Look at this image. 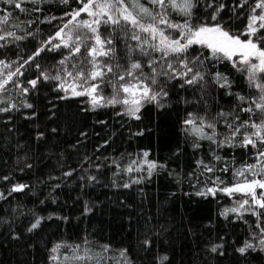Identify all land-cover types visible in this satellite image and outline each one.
Returning <instances> with one entry per match:
<instances>
[{
  "label": "trees",
  "instance_id": "1",
  "mask_svg": "<svg viewBox=\"0 0 264 264\" xmlns=\"http://www.w3.org/2000/svg\"><path fill=\"white\" fill-rule=\"evenodd\" d=\"M142 2L147 3V0ZM224 3L231 6L234 0H224ZM23 6L39 7L42 11L25 15L0 0V14L12 11L11 23L21 24L20 28L9 26V30L26 36L21 41H13L11 37L7 42L0 41L6 45L0 48V60L15 62L7 69L15 71L28 56L45 47L34 62L21 69L24 75L15 78L30 88L27 81L37 78L40 70L54 76L61 68L59 61L67 50L49 51L51 46L44 42L68 19L64 14L80 5L77 0H69L68 4L42 0L36 5ZM229 15L230 11L222 13V20L227 22ZM173 19L179 17L173 15ZM29 20L34 22L29 25ZM243 23L233 18L228 26L239 31ZM101 31L107 35L103 28ZM28 32L33 35L27 36ZM126 43L135 44L122 35L116 43V55L121 64L125 63ZM201 51L208 54L196 46L191 55L196 56ZM36 63L40 64V70L36 69ZM213 63L206 61L209 71L224 72L235 82L231 91L245 96L256 94L230 64L224 62L213 67ZM144 71L147 73L149 69L145 67ZM163 79L160 78L161 82ZM181 83L180 80L168 82L166 107L146 104L141 109V119L136 120L118 115L122 113L120 105L90 110L84 103L85 98L58 90L56 80H41L26 96L20 95L19 89L10 82L6 86L9 91L0 96H11L13 102L26 101L34 107L0 113V176L12 177L9 181H0V191L7 195L13 183L31 187L0 200V264H51L49 249L54 243L83 244L85 239L92 242L90 255L94 257L85 264H97V261L125 264V258L120 256L123 249H127L130 264H159L158 258L164 255L168 257L164 264H264V252L257 250L241 255L236 251L246 238L251 239L250 233L258 232L256 218L245 214L240 220L231 214L226 220L219 213L232 206L233 199L222 193L208 198L195 195L213 186L209 181L215 176L232 183L231 171L224 173L219 169L225 164L234 169L245 161L251 162L250 153L240 148L218 151L224 161L215 162V173L205 172L201 176L196 161H210L209 142L201 141L202 148L194 150L191 138L182 130V121L188 113L200 116L207 113L211 119L221 111L232 110L236 99L211 82L203 96L199 87L181 88ZM103 94L110 96L111 89L104 87ZM65 95L67 98H60ZM240 115L242 119L248 118L246 114ZM225 131L223 124L218 123L217 132ZM39 132L44 136L38 140ZM144 151L149 152L147 160L163 165L158 166L151 177L147 175V165L143 164ZM134 159L144 171H126ZM25 164H31L32 168H24ZM135 167L137 165H133ZM21 168L24 171H20ZM69 171L72 175L65 177L63 174ZM190 173L193 175L189 176ZM90 176H95L96 180H89ZM136 179L141 182L133 183ZM125 183L130 186L123 187ZM57 184L59 187H55ZM86 207L90 211L85 212ZM21 212L24 215H20ZM33 213L52 216V219H45L39 229L28 233L26 229L34 219ZM13 235H18L19 239H13ZM146 239L151 241L150 246L143 244ZM218 243L223 244L220 250L223 255L209 250ZM102 245H108V250L104 251Z\"/></svg>",
  "mask_w": 264,
  "mask_h": 264
},
{
  "label": "snow or ice",
  "instance_id": "2",
  "mask_svg": "<svg viewBox=\"0 0 264 264\" xmlns=\"http://www.w3.org/2000/svg\"><path fill=\"white\" fill-rule=\"evenodd\" d=\"M3 2L25 15L42 11L39 7L23 6L28 3L36 5L42 0ZM60 2L68 4L69 0ZM77 3L80 6L66 12L64 16L68 19L44 42L45 45L51 46L47 49L49 51L61 48L67 50V54L59 61L61 68L57 74H46L40 70V64L36 63L35 67L40 70V75L27 81L30 88L15 79L24 75L21 69L34 62L41 52L46 50L45 47L38 48L23 60L15 71L9 70L6 74L4 70L11 69L12 63L15 62L6 63L0 60V94L9 91L6 86L10 82L19 89L20 95L26 96L30 90L37 88L41 80H56L59 81L58 90L70 93L72 97L85 98L84 103L90 110L120 105L122 113L118 115L123 114L139 120L141 109L146 104L154 103L159 108L166 107L164 101L168 97V91L165 85L172 80L182 81L181 88L186 85L199 87L202 96L206 94L209 82L225 90L226 95L236 99V106L232 110L221 111L211 119L207 113L204 116L188 113L187 118L182 121V130L186 137L191 138L194 150L202 148L201 141L209 142L210 161H196V167L201 169V176L205 172L217 171L215 162L224 161V157L217 152L225 148L246 150L250 153L251 162L245 161L234 169L225 164L219 171H231L233 182L229 184L220 176H215L214 180L209 181L213 186L205 187L195 195L208 198L222 193L233 199L232 206L225 207L219 213L226 220L231 214H235L240 220L244 219L245 214L255 217L258 232L250 233L251 239L246 238L236 251L241 255H248L257 250L264 252V0H234L231 6L225 4L224 0H147V3L142 0H77ZM201 10L202 15H198ZM226 11H230L231 15L228 21L224 22L221 14ZM82 14L86 18H82ZM173 15L179 19H173ZM233 18L244 21L239 31H234L228 26ZM12 19V11L5 10L0 14V41L7 42L9 37L13 41L26 39L25 35H17L15 31L9 30V26L21 27L20 23H11ZM33 22L27 21L29 25ZM102 28L107 35L102 33ZM31 35L33 33H27V36ZM121 35L126 41L135 42L134 45L125 44L126 55L123 64L116 55V43ZM5 46L0 44V48ZM196 46L206 50L208 54L205 55L204 51H201L192 56L191 51H195ZM206 61L214 62L213 67L227 62L246 79L247 87L256 94L245 96L231 91L235 82L224 72L209 71ZM145 67L149 72L144 71ZM161 77L164 78L163 82ZM104 87L111 89L110 96L103 94ZM60 98L65 99L67 95ZM33 107V104L26 101L13 102L11 96H0V113ZM241 113L246 114L248 118L242 119ZM35 115L33 111L32 117ZM218 123L223 124L225 132H217ZM52 132L55 133L56 129L53 128ZM43 136L44 133L39 132L37 139H42ZM142 156L149 177L158 166L163 167L156 161L147 160L148 151H144ZM133 165L137 167L133 168ZM24 168L31 169L32 165L25 164ZM24 168L19 170L24 171ZM126 171L140 172L144 171V168L134 159ZM63 175L71 176L72 171ZM11 179V175L0 176V181ZM88 179L95 181L96 177L90 176ZM141 179H136L133 183H140ZM129 186L127 183L123 184L125 188ZM30 187L25 183H13L7 190V195L0 191V200H7L8 196L23 193ZM40 203L43 204L44 201ZM87 211L90 209L86 207L85 212ZM20 215L24 213L21 212ZM33 216V221L26 229L28 233L39 229L45 219H52V216L43 217L35 213ZM13 239H19V236L13 235ZM254 240L256 243H253ZM91 243L87 239L83 244L56 242L49 249L48 259L51 264H85L94 259L90 255ZM143 244L150 246L151 241L146 239ZM102 248L107 251L109 246L102 245ZM221 249L223 244L218 243L213 244L209 250L223 255ZM81 251L83 255L79 254ZM120 256L125 258V264H130L127 249L121 250ZM158 259L159 264H164L168 257L164 255Z\"/></svg>",
  "mask_w": 264,
  "mask_h": 264
},
{
  "label": "rangeland",
  "instance_id": "3",
  "mask_svg": "<svg viewBox=\"0 0 264 264\" xmlns=\"http://www.w3.org/2000/svg\"><path fill=\"white\" fill-rule=\"evenodd\" d=\"M84 14H82V17H83ZM86 18V17H85ZM4 73L6 74L7 73V69L4 70ZM71 95V94H70Z\"/></svg>",
  "mask_w": 264,
  "mask_h": 264
}]
</instances>
